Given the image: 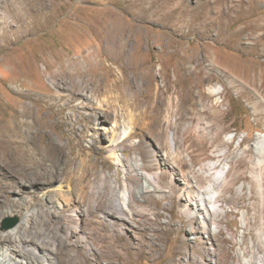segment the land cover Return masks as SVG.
Listing matches in <instances>:
<instances>
[{"label":"rangeland","instance_id":"374dc122","mask_svg":"<svg viewBox=\"0 0 264 264\" xmlns=\"http://www.w3.org/2000/svg\"><path fill=\"white\" fill-rule=\"evenodd\" d=\"M13 1L0 0V236L18 217L22 235L55 243L51 264H259L264 0H19L16 17ZM172 163L175 184L160 179L132 217L97 188L100 172L137 186ZM61 182L81 199L76 237L48 211Z\"/></svg>","mask_w":264,"mask_h":264},{"label":"bare ground","instance_id":"6f19581e","mask_svg":"<svg viewBox=\"0 0 264 264\" xmlns=\"http://www.w3.org/2000/svg\"><path fill=\"white\" fill-rule=\"evenodd\" d=\"M18 1L19 0H14L12 2V5H10L9 7V11L12 15H14V17L18 15V8H17ZM217 9L219 10V12H222V7L219 6ZM30 17H33V14L27 11L25 18L28 19ZM32 23L34 25V20L33 22H31V24ZM220 23H222L221 20H220ZM31 24H29L28 22L24 23L21 29L26 30V31H32L33 28L30 29L28 27ZM249 27L256 29V28H259L260 26L259 24H251ZM2 39L4 40L7 39L6 33H2ZM169 148H170V151H174L175 149L173 138L170 141ZM15 152L16 150L14 152H11L12 157L16 156V154L19 153V151L17 153ZM111 152L112 153L109 155V157L112 160L116 161L120 166L124 168V165H125L124 160H122L120 157L115 155L114 149H111ZM132 161L135 166L139 165V161L135 157L132 158ZM163 163L164 161L162 162V164ZM176 170H177L176 165L172 163L168 165L165 164L164 169L158 168L156 172H152V173L139 172L137 176L134 178V180L138 182L137 186L134 185L133 183H127L126 181L127 179H125L123 181L122 187H120L118 181H113L104 172H100L99 175L95 177V180L97 184H99V187L97 186V188H99L100 192L103 188H106L109 191H111L113 194H115V202H116L115 207L117 209V212L122 215H128L132 217L134 215L132 208L141 200L142 194L160 192L161 190L160 179L166 178L171 185L175 184L176 174L174 172H176ZM160 172H163V173L160 174ZM6 173L7 175H10L9 172H6ZM54 173H57V172H54ZM30 174L33 176L32 184H38L41 181V179L46 178V174L44 172H30ZM94 185H96V183H94ZM79 190L81 191V188H79ZM54 192H55V199L51 201L52 204L50 206V209L48 210L49 214H58L59 212L64 213L63 220L65 222V226L69 230L67 234H70V236L72 237L78 236L81 233V230L79 229V222H80V218L78 214L79 210L77 209L79 208V202L81 201V199L80 201H78L79 198L75 199L73 198L74 196L71 197L69 187L66 186V184L62 182L57 185ZM97 197H98V191L96 190V187H95V189L93 190L92 196H91V199L92 201H94L95 204H97L98 202ZM190 199L191 198L188 197L189 202H190ZM202 210H206V213H207L206 214L207 217H205L204 220L202 221V231H207V229H209L212 232V235H214L215 229L216 231L222 230L223 224L220 222V220H216V219L211 220V225H208V219L210 220V218L208 217V214H210V210L207 208H202ZM9 213H13V211ZM184 213L192 221V217L195 215V211L191 210L189 206H186L184 207ZM30 216L31 214L27 212V214H25V216L23 217V222L25 223V226L29 224ZM108 217L109 218L111 217V219L118 217L120 220H124L123 217L118 215L117 213H109L107 215L105 214V219ZM21 230H22V226L15 227L7 231L8 233L6 237H4L5 235L0 236V242L8 240V241L13 242L16 245V246H11V247H1L0 248V264H18L21 261L23 263H26L27 261L28 264H51L50 259H51V254L54 253L55 251V249H53L55 246V243L50 242L49 240H42L41 238H40L41 240L38 239L39 242L34 241L33 239L30 238V236L22 235ZM71 230L72 232H70ZM192 232L193 234L200 233L198 229L195 230L194 228ZM214 236L216 237V235ZM258 263L264 264V256L258 258ZM200 264H213V263H210L209 260H205L201 258ZM235 264H241V263L239 262V260H237ZM242 264H253L252 256L248 263H242Z\"/></svg>","mask_w":264,"mask_h":264},{"label":"water","instance_id":"95a60500","mask_svg":"<svg viewBox=\"0 0 264 264\" xmlns=\"http://www.w3.org/2000/svg\"><path fill=\"white\" fill-rule=\"evenodd\" d=\"M20 223V219L18 217H10L7 218L3 223H2V231H9L15 227H17Z\"/></svg>","mask_w":264,"mask_h":264}]
</instances>
